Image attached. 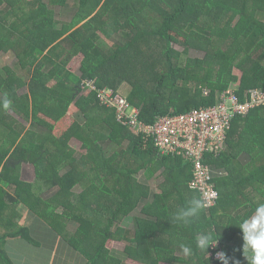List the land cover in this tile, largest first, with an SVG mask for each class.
Wrapping results in <instances>:
<instances>
[{
    "label": "trees",
    "instance_id": "trees-1",
    "mask_svg": "<svg viewBox=\"0 0 264 264\" xmlns=\"http://www.w3.org/2000/svg\"><path fill=\"white\" fill-rule=\"evenodd\" d=\"M62 8L72 9L67 23L59 19ZM9 31L18 35L10 46ZM123 32L127 37H118ZM101 34L117 38V46L109 50ZM174 34L186 38V53L194 49L203 55L183 58L173 47ZM66 37L72 42L69 50L62 45ZM82 49L94 58L85 57L78 73L67 70L70 58ZM3 51L16 56L14 66H30L32 72H25L23 80L10 66L0 68V97L6 95L11 101L8 109L0 105V264H15L9 251L14 250L10 243L16 238L41 244L29 227L18 223L19 203L81 253L87 264H123L107 242L127 238V229L118 224L143 198L145 205L124 247L131 260L221 264L215 253L227 250L246 264L233 249L242 244L240 222L264 204V106L237 116L227 150L210 159L224 171L215 175L217 204L205 207L192 223L176 225L170 222L174 215L193 198H201L189 186L190 163L179 155H162L152 139L145 142L132 133L117 120L116 109L100 105L95 92L82 94L81 83L95 80L98 87L117 90L128 83L127 98L140 107V117L147 123L158 115L215 104L217 93L234 83L239 84L244 101L250 88L264 90V0H0ZM44 74L56 82L55 97L74 99L82 120L65 139H82L86 153L66 150L53 133L32 124L24 134L16 128L18 121L10 111L27 121L31 114L54 121L67 114L68 103L50 101L38 92ZM205 90L210 94L205 95ZM105 141L118 149L128 143L118 168L109 162L112 152L103 146ZM24 163L34 167L38 182L53 186L40 193L22 178ZM79 163L83 164L80 176ZM142 170L149 177L161 171L153 180L160 192L137 181ZM78 182L82 191L75 193L70 187ZM11 186L13 192L6 189ZM57 188L59 192H53ZM199 233L222 237L217 248L209 249V256L195 247ZM181 243L192 246L190 256L179 254Z\"/></svg>",
    "mask_w": 264,
    "mask_h": 264
},
{
    "label": "built area",
    "instance_id": "built-area-1",
    "mask_svg": "<svg viewBox=\"0 0 264 264\" xmlns=\"http://www.w3.org/2000/svg\"><path fill=\"white\" fill-rule=\"evenodd\" d=\"M83 90L95 92L99 103L106 108L116 109L117 120L127 125L135 135L145 142L152 139L162 155H179L192 168L190 188L197 190L205 199L206 207H214L219 200L215 186V175L224 173L210 159L217 158L227 150L229 131L237 116H246L251 109L264 106V90L259 87L245 92L240 99L238 83L217 93L215 104L194 106L177 114L156 116L152 123L141 119L140 107L129 102L127 96L112 87H98L95 80H83ZM205 95L210 90H205Z\"/></svg>",
    "mask_w": 264,
    "mask_h": 264
},
{
    "label": "rangeland",
    "instance_id": "rangeland-1",
    "mask_svg": "<svg viewBox=\"0 0 264 264\" xmlns=\"http://www.w3.org/2000/svg\"><path fill=\"white\" fill-rule=\"evenodd\" d=\"M72 6L76 7L77 6V2H75V4H73ZM61 11H59V15H58L60 21L62 23L69 22L71 17H72V15H71L72 14V9L68 8V9H63ZM8 33H13V32L9 31ZM14 34H16V33L8 34L7 37H6V40H7V43H8L9 46L12 45L16 41V39H18V35H14ZM101 35H102V38L104 39V41L106 42L107 47H108L109 50H113L117 46V44H118L117 38H116V41H115V40H113L111 38H106L103 34H101ZM174 36L177 38V42H173V47L175 49L181 51L183 58H186V56H190V57L198 56V57H200V56L203 55L201 52H199L197 50H194V49H191V50L187 51V53H186V49H185L186 38L183 37L182 35H178V34H174ZM118 37H127V34L125 32H123ZM62 43H63L62 45L65 47L66 50H69L71 48V43L72 42L68 38L67 39H63ZM7 55H10V52L8 53V52L3 51L2 54H0V59H2L4 56L5 57L12 56L10 58H12L13 61L17 60V58H16V56L14 54H12L10 56H7ZM85 57H88L90 59L94 58L91 53H88L87 51L82 49L79 54H77L75 56H72L70 58V60L68 61V64H66V69L70 70L73 73H78L79 69L81 67V64H82V60ZM7 64H8L7 62H3V61L0 62V68H4V66L7 65ZM8 66H10L15 72H17L23 80L27 79V78H25V72H26L25 68L23 69L20 66H14V64H12V63L10 65H8ZM26 73H28V72H26ZM237 75H241L240 72H238ZM55 83L56 82L53 79H51L47 74H44L41 77V79H40V85H39V88H38V92L44 94L47 97V99L50 100V101L68 103L69 104V109H68V112H67V114L65 116H63L59 120L54 121L53 119H49V120L46 119L44 115L31 114L30 117L28 118V121H27V120H24L23 118H21L19 115H17L14 111H10V115L17 119L18 124L16 125V128L20 132H22V134H24L27 131V129L30 127V125L32 124V125H34L35 128H38L41 131L43 130L44 132H47V133H53V135H55V137L57 138L58 141L62 140L61 143L65 145V149L66 150L73 151L75 154L78 153V152L84 154V153H86V149L87 148L85 146L84 147L82 146V142H83L82 139L77 138L76 136H73V135H72L73 137H69V139H65L66 138V134H68L67 132L69 131V129L75 123H77L79 120H82V118L78 117V108H77V106L75 104L74 99H70V98H67V97L66 98L64 97L65 99L63 97L59 98V97H55L52 94V87L55 85ZM83 84H84V82L81 83V86ZM130 89H131V86L128 83H124L122 86H120V88L118 90L123 95L127 96L128 92L130 91ZM89 91L90 90L87 89V90H83L81 93L85 94V93H88ZM20 123H21V125H20ZM132 133H135V132L132 131ZM20 138H22L21 135H20ZM123 144L124 145L121 146L120 149H118V146H116V145H112L111 146L106 141H105V143L103 145L106 148L108 147L110 149V151L112 152L111 153V157L109 158V162L111 163V166L114 167V168H118V166L120 165L121 157H122V155L124 153L123 152L124 148H126V146L128 145L127 142H125ZM81 164L82 163H79V165H76V167L80 170L77 173L78 176L83 174V172H82V165L83 164L82 165ZM24 166H25V164L21 165V174H22V169H23ZM0 172H1V168H0ZM155 173H157V175H159V173H161V171L157 170ZM137 181H139V180L137 179ZM40 184H42V185H40V187H39V186H37L38 185V181H37V185H36V182L34 183L35 187H38V189L40 190L39 191L40 193H42L43 191L48 190L50 187L53 186L49 182L48 183L45 182V184L44 183H40ZM80 185H81V182H78V184H73L70 188L75 193H79L80 191H82V187ZM153 186L156 188V191L160 192V188L156 187L157 186L156 183L155 184H151L150 187H153ZM12 187H14V186L7 187L6 189L7 190L10 189V191L13 192L14 188H12ZM65 187L68 188L69 186L66 185ZM53 192L58 193L59 192V188H58V190H55ZM60 194H61V191L57 195H60ZM19 209L20 210L22 209V205L21 204L16 206V210L19 211ZM62 209H63V206L58 208L57 211L60 212V211H62ZM122 220H123V218L120 220L118 225L124 227L123 226L124 221L122 223ZM124 228L127 229L126 226ZM125 234L127 235V238H124V239L113 238V239L108 240V242H107L108 248L111 249L112 251H115V252H119V253L120 252H124L123 250H124V247H125V245L127 243L126 241L128 240L129 237H132L131 236L132 230L127 229ZM239 241H240V243H242L241 239ZM75 253L80 258H83V255L81 253L80 254L78 252H75ZM17 255H18L17 259H19V261L15 260L17 262V263L15 262V264H32L33 262H31V261H33L35 259V254L34 253H28L26 251H25V253L22 252V251L17 252ZM120 255L122 256V253H120ZM123 260L125 261L124 264H138V263H135L134 261L130 260L129 258H127V256L124 257ZM59 264H78V263L76 261L71 260V259H66V257L64 256L63 260ZM160 264H167V263L162 262Z\"/></svg>",
    "mask_w": 264,
    "mask_h": 264
},
{
    "label": "crops",
    "instance_id": "crops-1",
    "mask_svg": "<svg viewBox=\"0 0 264 264\" xmlns=\"http://www.w3.org/2000/svg\"><path fill=\"white\" fill-rule=\"evenodd\" d=\"M73 4H75V2ZM0 54H2V52ZM7 56H10V55H7ZM10 57H12V56H10ZM10 57L4 56L2 59H0V62H2V61L7 62L8 63L7 65H10L11 63L13 64L14 61ZM7 65H5V66H7ZM31 69H32V67H30V66L27 67L26 72L31 73L32 72ZM39 115H44V114H39ZM45 118L48 120L51 119L47 116H45ZM24 164H25V166L22 169V178L24 180H27V181L33 183V184L36 182V185H37V177L35 176L34 167L29 163H24ZM215 167L219 168L217 165H215ZM155 177H156V173L149 177V176H147L145 170H142L136 176V178L139 180V182L143 185L144 184H146V185L154 184L153 180L154 181L156 180ZM216 177L217 176H215V179H217ZM40 183L45 184V181L38 182V185H42ZM8 191H10V189ZM154 191L158 193V191H156V188ZM145 200H146V198H143L139 202L137 207L134 208L133 211H131L128 215L123 217L122 223L124 221V224H123L124 227L126 226L127 229L134 231L133 229L135 226V224H134L135 218L139 214V212L141 211L142 206L145 205ZM18 205L19 204H17L16 206H18ZM21 205H22V209L21 210L19 209V211H18L20 213V216L17 220L18 223L23 227H25V226L29 227L32 230V232H34V234H35L34 237L41 244L40 245L30 244L22 238H16L15 240L11 241L10 244L12 246H14L15 248H14V250L9 251V253H10V255L14 261L15 260L19 261V259H17L18 258L17 252L22 251L25 253V251H26L28 253H34L35 254V259L33 261H31V262H33L32 264H59L63 260L64 256L66 257V259H71L73 261H76L78 264H87V259L84 256H83V258H80L78 255H76L75 252H78V251H76L75 249L70 247L62 239V236H60L58 233H54L53 231L51 232V229H49L45 225L46 222L44 220L38 218L32 211H30L29 208H27V207L25 208V204H21ZM110 251L113 255L120 258L123 261V264L125 263V261L123 260V258L126 257V255L124 254L125 252H120V253H122V256H121L119 252L112 251L111 249H110ZM132 261H134L135 263L141 264L140 262H137L135 260H132Z\"/></svg>",
    "mask_w": 264,
    "mask_h": 264
},
{
    "label": "clouds",
    "instance_id": "clouds-1",
    "mask_svg": "<svg viewBox=\"0 0 264 264\" xmlns=\"http://www.w3.org/2000/svg\"><path fill=\"white\" fill-rule=\"evenodd\" d=\"M10 104L11 101L6 95L0 97V105H2L4 109H8ZM56 190H58V188ZM26 207L25 204V208ZM205 207V199L193 198L186 207L182 208L174 215L170 222L176 225H188L199 218ZM15 211L19 218L20 213L16 210V206ZM238 228L241 230L242 244L240 247L234 248L233 252L240 253L246 261V264H264V204L256 206L254 212L243 219ZM221 238L214 239L211 233H199L196 236L195 247L199 250L206 251L209 256V249L217 248ZM192 251V246L188 244L181 243L179 245V254L183 256H190ZM215 256L221 264H242V261L237 256H230L227 250H218Z\"/></svg>",
    "mask_w": 264,
    "mask_h": 264
}]
</instances>
